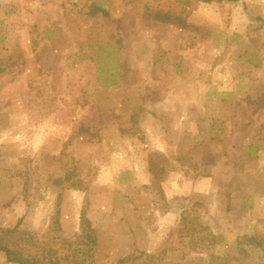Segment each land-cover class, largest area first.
Segmentation results:
<instances>
[{
    "label": "rangeland",
    "instance_id": "374dc122",
    "mask_svg": "<svg viewBox=\"0 0 264 264\" xmlns=\"http://www.w3.org/2000/svg\"><path fill=\"white\" fill-rule=\"evenodd\" d=\"M0 61L2 244L264 264V0H0Z\"/></svg>",
    "mask_w": 264,
    "mask_h": 264
},
{
    "label": "trees",
    "instance_id": "16d2710c",
    "mask_svg": "<svg viewBox=\"0 0 264 264\" xmlns=\"http://www.w3.org/2000/svg\"><path fill=\"white\" fill-rule=\"evenodd\" d=\"M207 3L215 2L218 1L220 2L221 0H202ZM155 20L158 21H163V22H169V23H177L181 27H187L188 23L182 16L179 15H171L170 13H162V12H154L151 15ZM2 70L1 67V61H0V71ZM0 252H4L6 254L7 260L10 262H15L18 264H32V263H27L25 259L17 255V252L8 247L6 244H2L0 242ZM126 259H123L121 262H125Z\"/></svg>",
    "mask_w": 264,
    "mask_h": 264
}]
</instances>
